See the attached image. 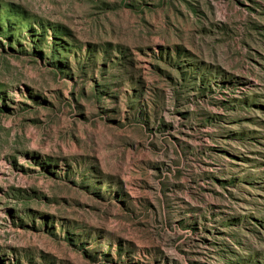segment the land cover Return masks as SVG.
I'll list each match as a JSON object with an SVG mask.
<instances>
[{
	"label": "rangeland",
	"instance_id": "rangeland-1",
	"mask_svg": "<svg viewBox=\"0 0 264 264\" xmlns=\"http://www.w3.org/2000/svg\"><path fill=\"white\" fill-rule=\"evenodd\" d=\"M0 264H264V0H0Z\"/></svg>",
	"mask_w": 264,
	"mask_h": 264
}]
</instances>
